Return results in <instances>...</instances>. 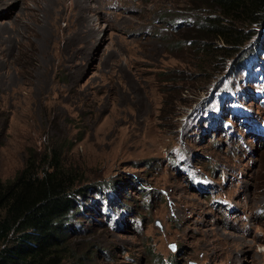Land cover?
Returning a JSON list of instances; mask_svg holds the SVG:
<instances>
[{
    "label": "rangeland",
    "instance_id": "obj_1",
    "mask_svg": "<svg viewBox=\"0 0 264 264\" xmlns=\"http://www.w3.org/2000/svg\"><path fill=\"white\" fill-rule=\"evenodd\" d=\"M198 4L0 0V180L57 148L115 203L74 220L76 259L264 264V25L203 53Z\"/></svg>",
    "mask_w": 264,
    "mask_h": 264
},
{
    "label": "trees",
    "instance_id": "obj_2",
    "mask_svg": "<svg viewBox=\"0 0 264 264\" xmlns=\"http://www.w3.org/2000/svg\"><path fill=\"white\" fill-rule=\"evenodd\" d=\"M196 1L206 10L184 25L194 40L190 45L203 53L226 55L250 41L253 33L247 30L253 25H264V0ZM244 56L245 65L249 64L254 52L250 49ZM62 161L57 148L32 153L13 179L0 180V264H66L71 258L89 264L85 257L75 258L77 252L69 241L74 220L84 217L88 203H115L110 191L103 193L104 183L79 187L84 175ZM152 259L158 262L154 254Z\"/></svg>",
    "mask_w": 264,
    "mask_h": 264
},
{
    "label": "bare ground",
    "instance_id": "obj_3",
    "mask_svg": "<svg viewBox=\"0 0 264 264\" xmlns=\"http://www.w3.org/2000/svg\"><path fill=\"white\" fill-rule=\"evenodd\" d=\"M79 1H80V0H79ZM81 1H82V0H81ZM253 52H254V51H253ZM245 109H246V108H245ZM246 111H247V109H246ZM231 113H232V115H235V114L238 115V114H239V113H237V112H235V113H234V112H231ZM251 115H253V113H252L251 111H248V113H247L245 116H243L242 119H243V118H246V117H248V118L250 117V119H251V118H252ZM238 116H239V115H238ZM217 122H218V121H217ZM217 122H216V123H217ZM214 123H215V122H214ZM217 124H219V123H217ZM180 174L184 175L183 172H181ZM237 238H238V237H237Z\"/></svg>",
    "mask_w": 264,
    "mask_h": 264
},
{
    "label": "water",
    "instance_id": "obj_4",
    "mask_svg": "<svg viewBox=\"0 0 264 264\" xmlns=\"http://www.w3.org/2000/svg\"><path fill=\"white\" fill-rule=\"evenodd\" d=\"M172 248H175V246L173 245ZM195 264V263H194Z\"/></svg>",
    "mask_w": 264,
    "mask_h": 264
}]
</instances>
